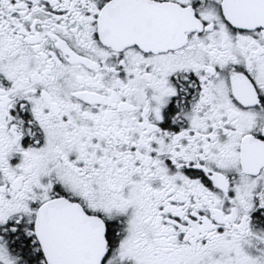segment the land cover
<instances>
[{
    "label": "snow or ice",
    "instance_id": "obj_1",
    "mask_svg": "<svg viewBox=\"0 0 264 264\" xmlns=\"http://www.w3.org/2000/svg\"><path fill=\"white\" fill-rule=\"evenodd\" d=\"M0 264H264V0H0Z\"/></svg>",
    "mask_w": 264,
    "mask_h": 264
}]
</instances>
